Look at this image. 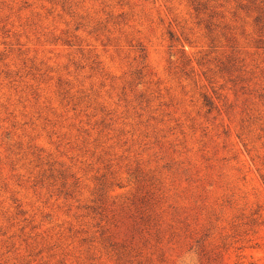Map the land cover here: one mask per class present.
<instances>
[{
	"label": "rangeland",
	"instance_id": "374dc122",
	"mask_svg": "<svg viewBox=\"0 0 264 264\" xmlns=\"http://www.w3.org/2000/svg\"><path fill=\"white\" fill-rule=\"evenodd\" d=\"M0 264H264V0H0Z\"/></svg>",
	"mask_w": 264,
	"mask_h": 264
}]
</instances>
